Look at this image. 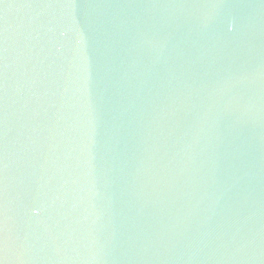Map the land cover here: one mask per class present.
Returning a JSON list of instances; mask_svg holds the SVG:
<instances>
[{
    "label": "water",
    "instance_id": "95a60500",
    "mask_svg": "<svg viewBox=\"0 0 264 264\" xmlns=\"http://www.w3.org/2000/svg\"><path fill=\"white\" fill-rule=\"evenodd\" d=\"M0 264H264V0H0Z\"/></svg>",
    "mask_w": 264,
    "mask_h": 264
}]
</instances>
